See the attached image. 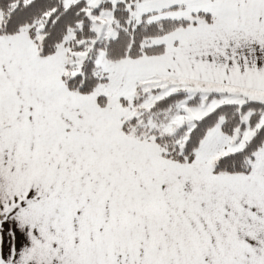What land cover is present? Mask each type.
Wrapping results in <instances>:
<instances>
[{
    "label": "snow or ice",
    "instance_id": "1",
    "mask_svg": "<svg viewBox=\"0 0 264 264\" xmlns=\"http://www.w3.org/2000/svg\"><path fill=\"white\" fill-rule=\"evenodd\" d=\"M0 264H264V0H0Z\"/></svg>",
    "mask_w": 264,
    "mask_h": 264
}]
</instances>
